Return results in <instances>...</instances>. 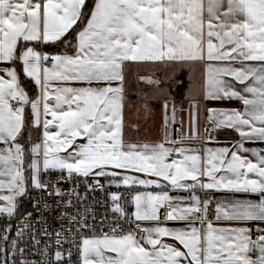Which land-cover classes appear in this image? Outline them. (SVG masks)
Here are the masks:
<instances>
[{
  "label": "snow or ice",
  "instance_id": "1",
  "mask_svg": "<svg viewBox=\"0 0 264 264\" xmlns=\"http://www.w3.org/2000/svg\"><path fill=\"white\" fill-rule=\"evenodd\" d=\"M183 72L193 103L177 139ZM133 93L145 120L162 102L160 142L126 137ZM198 97L239 104L207 108L204 143L224 129L234 144L186 146L200 139ZM246 144H264V0H0V264H72L73 249L78 264H264V148ZM73 176L125 188L134 210L111 193L98 229L90 209L70 211L85 202L61 187ZM212 192L232 194L216 200L222 225Z\"/></svg>",
  "mask_w": 264,
  "mask_h": 264
},
{
  "label": "crops",
  "instance_id": "2",
  "mask_svg": "<svg viewBox=\"0 0 264 264\" xmlns=\"http://www.w3.org/2000/svg\"><path fill=\"white\" fill-rule=\"evenodd\" d=\"M179 78L183 81L182 84L174 86L172 88V99L175 101L177 105V123L174 126H170L168 131L173 138L179 139L180 134H188L189 133V112H190V105L193 101L189 98L188 94V81L189 77L187 72L179 73ZM132 101L133 111L131 113H127L126 110V119L129 125H137V127L129 126L126 128V137L131 141H139V142H160L164 137V129H163V110L161 107L162 102H154L153 109L154 112L152 116L148 119H144L142 113L137 114L135 112V104H136V96L133 93L130 97ZM199 100V135L200 139H193L191 141H186V146L192 148H204V147H225L234 144L238 139L236 133L232 132L231 130H217L212 132V136L215 138L216 143H209L205 144L204 141L207 139L209 132H204L203 127L206 125L207 122V108L215 107V108H232V107H239L237 102H228V101H205L202 97H198ZM183 121V126H181L180 121ZM211 131V130H210ZM33 139H37L39 136V132L33 130L32 132ZM246 147L249 148H264V144H246ZM103 182L108 185V181L105 178H100ZM116 190H126L123 187L117 188L115 186H110ZM134 190H143V189H134ZM154 192H160L162 190H167V187L161 188H152L149 189ZM170 195L172 196H188L187 192H180V191H170ZM202 199L205 198L206 194L203 191L198 193ZM212 201L214 203V211L216 207V200L223 199L227 196H231L232 194L229 193H220V192H212L211 194ZM237 198H244V194H235ZM166 211L165 209L162 210L163 212ZM209 219V218H208ZM214 225L220 223L221 225L224 222H217L215 220V213L212 219H209ZM169 227L174 228H182L184 227V222H173L167 221L166 222ZM169 243H173V241L169 240Z\"/></svg>",
  "mask_w": 264,
  "mask_h": 264
},
{
  "label": "built area",
  "instance_id": "3",
  "mask_svg": "<svg viewBox=\"0 0 264 264\" xmlns=\"http://www.w3.org/2000/svg\"><path fill=\"white\" fill-rule=\"evenodd\" d=\"M206 129H208L209 131L211 130V126L209 125V123H206V125L203 127V131L207 132V131H205ZM59 175H62V174L58 173V172H50L48 175L44 176L43 179L45 181H49V177H50V187H51L52 185H54L56 183V178ZM100 182L105 185V188L104 189H96L94 191H90L88 188V185H91L93 183L92 177H89V178H87V180H85V178H83V177L73 176V178L70 181H66L65 183H63L61 185V187L64 191H73V192L78 191L82 197H85V202L83 204H78V203H75V196H73L74 206L70 211L74 214L77 210L84 211L85 209H90L92 211V213L95 214V217H96L95 222H96L98 229L100 227L101 221L104 220L105 217H107V220H104V223L107 224V223L112 222L113 213L111 212V207H112V202L110 200V194L111 193L118 192V193L122 194V196L124 198L125 209L129 214H131V212L134 210L132 205L129 202V191L128 190H116V189L108 186L102 180H100ZM77 185L79 186L78 188H77ZM31 196L33 198H36L39 196H45L46 197V193L33 191L31 193ZM46 198L47 199H54L51 197H46ZM28 203H29V207H28L27 211H32L31 201L28 200ZM41 207H42V204H41ZM209 213L210 214H209L208 218L212 219L214 217V213H215L213 202L209 207ZM33 214L35 216L40 215L39 212H34ZM90 222H91V220H90ZM3 223H4L3 221H0V228L3 227ZM58 223H59V221H58V217H57V210L55 209V206L53 205L52 214L47 215V224L52 229H55ZM118 223L124 224L125 221L120 220V221H118ZM104 230L107 231V228H105ZM128 230H133V231L136 230L135 222H132L128 226ZM72 264H78V260L75 256V249H73Z\"/></svg>",
  "mask_w": 264,
  "mask_h": 264
},
{
  "label": "trees",
  "instance_id": "4",
  "mask_svg": "<svg viewBox=\"0 0 264 264\" xmlns=\"http://www.w3.org/2000/svg\"><path fill=\"white\" fill-rule=\"evenodd\" d=\"M53 51H56L55 49H53ZM28 89L31 91V92H34L35 91V88L31 85V84H28ZM29 207V203H28V200L25 199L24 203H23V209L24 210H27Z\"/></svg>",
  "mask_w": 264,
  "mask_h": 264
}]
</instances>
